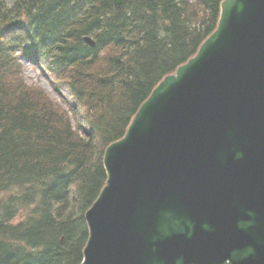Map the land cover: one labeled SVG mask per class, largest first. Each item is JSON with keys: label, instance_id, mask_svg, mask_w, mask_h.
Wrapping results in <instances>:
<instances>
[{"label": "trees", "instance_id": "obj_1", "mask_svg": "<svg viewBox=\"0 0 264 264\" xmlns=\"http://www.w3.org/2000/svg\"><path fill=\"white\" fill-rule=\"evenodd\" d=\"M220 2L0 0V264L81 262L83 213L105 182V146L212 32ZM21 54L69 85L85 136L79 120L73 129L67 110L26 83Z\"/></svg>", "mask_w": 264, "mask_h": 264}, {"label": "water", "instance_id": "obj_2", "mask_svg": "<svg viewBox=\"0 0 264 264\" xmlns=\"http://www.w3.org/2000/svg\"><path fill=\"white\" fill-rule=\"evenodd\" d=\"M104 165L82 264H264V0H222Z\"/></svg>", "mask_w": 264, "mask_h": 264}, {"label": "rangeland", "instance_id": "obj_3", "mask_svg": "<svg viewBox=\"0 0 264 264\" xmlns=\"http://www.w3.org/2000/svg\"><path fill=\"white\" fill-rule=\"evenodd\" d=\"M22 61L24 67V78L26 82L43 87L50 97L57 100L58 98L54 82L50 78L53 77V75L49 74L48 72L47 75L43 74L38 65L29 58H22Z\"/></svg>", "mask_w": 264, "mask_h": 264}]
</instances>
